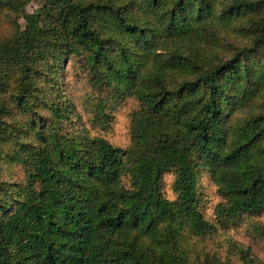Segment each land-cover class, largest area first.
Wrapping results in <instances>:
<instances>
[{
  "label": "trees",
  "instance_id": "16d2710c",
  "mask_svg": "<svg viewBox=\"0 0 264 264\" xmlns=\"http://www.w3.org/2000/svg\"><path fill=\"white\" fill-rule=\"evenodd\" d=\"M27 5L0 0V264H216L191 241L264 238V0ZM126 99L121 147L103 133Z\"/></svg>",
  "mask_w": 264,
  "mask_h": 264
},
{
  "label": "rangeland",
  "instance_id": "374dc122",
  "mask_svg": "<svg viewBox=\"0 0 264 264\" xmlns=\"http://www.w3.org/2000/svg\"><path fill=\"white\" fill-rule=\"evenodd\" d=\"M46 0H28L27 11L33 13L40 7L45 5ZM24 23V22H22ZM67 85L66 90L71 92L74 97L80 98L86 92L90 91L85 75L79 66L71 63L66 69ZM135 107L133 99H126L121 102L117 108L115 123L112 129L103 133L115 145L126 147L129 145V127L130 113ZM174 177L168 175L165 178V194L174 200L176 194L173 191ZM201 194L204 203V211L210 218H214L215 207L221 201V197L217 194V188L209 178H205L201 185ZM258 222L264 223V217ZM255 224V223H253ZM253 224L247 221H239L238 224L228 228H221L219 232L212 238L202 242L200 239L191 241V246H194L200 252L203 250L215 257L216 264H244L241 256L237 253L239 249H244L251 252V255L256 258L260 264H264V238L258 237L261 233L256 231ZM258 233V234H257Z\"/></svg>",
  "mask_w": 264,
  "mask_h": 264
}]
</instances>
